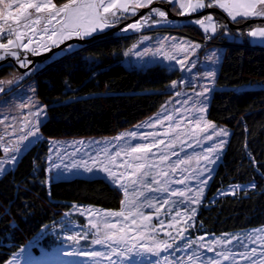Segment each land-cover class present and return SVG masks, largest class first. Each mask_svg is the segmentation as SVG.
<instances>
[{"label": "snow or ice", "instance_id": "1", "mask_svg": "<svg viewBox=\"0 0 264 264\" xmlns=\"http://www.w3.org/2000/svg\"><path fill=\"white\" fill-rule=\"evenodd\" d=\"M154 2L157 0H60L59 3L57 0H0V61L5 60L6 57H12L20 67H27L31 62L27 59V55L22 56L21 52L38 55L42 50L50 51L51 47H59L60 44L74 37L85 40L118 25L122 20L136 15V9L150 7ZM159 2L169 3L173 9H176L178 2L179 8L184 10L181 12L182 15L201 11L205 7H216L222 9L234 23H241L252 18H264V0H159ZM153 16L161 19L153 20ZM237 17L242 19L238 20ZM176 23L167 19L166 11L152 8L138 22L121 29V33H127L129 29L138 32L142 26ZM187 23L199 25L205 33V39H211L218 28L224 29L223 35L227 36L228 33L227 25L214 22L212 15L189 20ZM246 35L256 38L260 44L264 45V25L247 31ZM228 38L238 41L240 35L234 34ZM33 44L36 46L33 47ZM181 44L184 46L180 47ZM199 47V44L177 41L170 46L169 51H165L161 46L155 51L148 48L138 54L140 58L145 55L152 56L154 59L149 63L158 64L167 71H180L186 74L179 82L173 81L169 86L170 89L176 90L172 95L182 98L177 101L180 107L174 112H168L165 105L160 115L146 125L150 128L159 126L163 130L140 136L141 140L145 136L153 139L137 144L125 143L115 151L113 148L116 145L109 141H77L67 147L55 142L50 144V147L56 151L48 157L49 171L56 169L59 176L66 178L88 176L90 179H103L122 195L119 211L105 212L73 206L74 210L79 211L81 215L90 214L88 225L85 227H89V231L95 230L92 234L96 238L91 243L100 245L101 249L86 250L83 247H77L80 239H88L89 232L69 224L67 234L57 237L60 240L61 255L69 258L90 257L91 264H105V262L106 264H161V261L165 264H226V262L227 264H264V228L253 229L250 232L224 234L210 243H202L201 241L206 240L203 236L199 240H193L181 235L180 239L184 243L176 244L175 247L168 240L157 238L160 228L164 225V220L160 219L164 206H169L166 215L171 213L173 207L180 205L185 207L188 214L184 218V227L179 229V233L195 225L194 217L197 209L191 205L200 203L203 190L212 178L213 166L221 160L223 148L230 135L227 129L216 128L214 124L208 122L204 115L207 111L208 93L214 91V78L217 71L215 67L203 69L202 78L199 73L195 74L201 80L195 95H189L180 90L186 81L189 87H193L192 76L188 74L192 73L196 63L186 61ZM171 49L188 54L177 57L171 54ZM188 49H191V52H188ZM73 51L74 46L69 44L55 55L71 54ZM157 57L159 59H155ZM219 61L220 57L213 52L209 63L215 65ZM34 70L38 68L30 69V71ZM22 78L23 76L19 79ZM19 79L0 80V93L5 91L6 85L18 83ZM205 80L207 83L204 82ZM256 87L264 90V85ZM8 103L10 102L5 101L0 108L7 106ZM29 103L32 110L24 117V126L20 129V135L16 134L17 118L13 117L9 120L6 116L0 117V126H3L0 127L2 132L0 143H3L5 136L10 137L7 141L8 146L3 147L4 159H0V176L13 170L23 155L42 138L39 134V125L46 118V106L38 105L34 100ZM20 107L24 105L21 104ZM29 116L31 119H28ZM6 121H8L7 124ZM165 121L168 122L167 127H165ZM185 122L189 126L194 125L187 132L182 127ZM201 124L204 125L203 128ZM209 128L212 129V133L205 135L203 141H212L214 137L219 138L214 143L209 144L207 148L203 147V142L199 138L189 143L196 129L206 132ZM129 136L135 138L137 133H127L116 137L115 140H126ZM157 137L160 138L156 139ZM178 144L179 150H176ZM196 144L200 145L199 151H195L194 154L186 151L187 148H195ZM162 145L163 148H161ZM68 148H71L70 152ZM154 149L156 151H153ZM182 152L184 155H181ZM193 159L197 160L195 166H191ZM200 159L204 161L203 164L199 162ZM193 181L195 188L192 187ZM173 184L185 187L174 188ZM254 187V184H249L241 189L237 185L229 191L234 194L237 190L247 191ZM189 191L193 192L192 196L186 195ZM226 194L229 193H220V195ZM176 196L184 197V199L170 202L169 198ZM145 209L155 210L157 224L152 223L153 215L145 214ZM68 215L65 213V216ZM176 215L180 216L182 213L177 211ZM92 217L96 219L93 220ZM172 219L175 221V217ZM166 235L172 241L176 240L171 233ZM22 252L24 249H21ZM178 252L184 255H176ZM161 253L164 255L162 256ZM208 253L213 255L209 256ZM42 255L47 253L43 252ZM19 256L20 253H17L9 264L14 262L19 264Z\"/></svg>", "mask_w": 264, "mask_h": 264}, {"label": "trees", "instance_id": "2", "mask_svg": "<svg viewBox=\"0 0 264 264\" xmlns=\"http://www.w3.org/2000/svg\"><path fill=\"white\" fill-rule=\"evenodd\" d=\"M146 10L149 13L151 8ZM217 11L223 16L224 12ZM172 17L174 21L175 16ZM127 20H122V25H127L123 23ZM247 23L243 22L242 33L227 26V36L222 34L223 28H218L210 40L200 41L220 45L225 51L207 113L212 124L227 129L230 135L200 203L193 207L197 209L195 225L184 232L193 240L264 227V90L256 87L264 85V45L248 40L246 32L258 25ZM114 27L95 34L92 42L72 44L71 54L57 56L61 51L55 52L50 58L55 57L54 61L47 59L36 64L38 70L32 74V80L37 95L48 107V117L40 125V142L23 155L13 170L0 176V264H9L21 249L25 250L42 235L29 250L41 256V247L49 248L52 244V235L48 233L62 225L68 216L74 217L73 223L76 221L80 229L89 230L85 225L90 214L81 215L73 206L105 212L121 209V193L103 179L57 178L49 171L50 144L60 140L112 138L153 117L168 100L172 92L169 86L180 78V72H170L155 64H128L132 47L141 45L142 36L155 40L159 35H182L196 42L198 35H205L199 26L187 21L147 26L128 35L121 33L125 26L119 30ZM234 34H239L240 40L228 38ZM53 49L57 47L40 54H49ZM17 66L12 58L4 62L0 80ZM2 154L0 146V157ZM249 184L255 187L234 194L229 191L234 186L243 189ZM222 192L229 194L220 195ZM169 199L171 202L184 197ZM168 207L164 206L163 211H168ZM177 208L186 211L183 205L171 210ZM146 211L157 219L155 210ZM84 242L79 241L77 247ZM170 242L173 247L184 243L180 238ZM78 258L81 259L74 258L75 263L91 261L86 256Z\"/></svg>", "mask_w": 264, "mask_h": 264}, {"label": "rangeland", "instance_id": "3", "mask_svg": "<svg viewBox=\"0 0 264 264\" xmlns=\"http://www.w3.org/2000/svg\"><path fill=\"white\" fill-rule=\"evenodd\" d=\"M165 4V5H164ZM146 8H160L161 10H164L167 12V19L169 21H173V17L172 16H175V20L174 21H189V20H194V19H197V18H200L202 19L201 17L207 15V14H212V17H213V21L215 22L214 20V16L213 15H216V20L218 21V23L220 24H223V25H227L229 27H234V31L236 32H241L243 30V22L241 23H234L232 22L231 18L227 16V18L225 17L227 14L222 10V9H219V8H216V7H211L208 9V7H205L203 10L201 11H197V12H190L188 14H181V12H183L184 10L183 9H180L179 8V3L177 2V7L176 9H173L172 8V5L169 4V3H164V2H159V0H157V2H154L150 7H143V8H138L136 9V13L137 15H133V16H130V18H128L129 20L123 22V23H128L127 25H130L134 22H138L146 13H147V10ZM217 9L221 10L223 14V16H221V14L217 11ZM143 10V11H141ZM210 10V12H209ZM211 10L213 12H211ZM215 11V12H214ZM129 12H131V8H129ZM144 12V13H143ZM206 13V14H204ZM200 15V16H199ZM199 16V17H198ZM204 18V17H203ZM153 20H159L161 18L159 17H156V19H154L152 17ZM238 20H241L242 18L240 17H237ZM247 22H251L253 23L254 25H264V18H252V19H248L246 20ZM244 21V22H246ZM188 24V23H187ZM233 26H230L232 25ZM236 27H235V25ZM173 25V24H172ZM191 25H194V24H191ZM196 25V24H195ZM121 26H126V25H122V21L121 23H119L118 26L114 27V30L115 29H120ZM156 26H168V25H164V24H160V25H156ZM199 26V25H197ZM122 27V28H123ZM147 26H142L141 27V30L138 31V32H141L144 28H146ZM200 27V26H199ZM257 27V26H256ZM255 28V27H254ZM254 28L250 29V30H253ZM111 29H113L112 27L111 28H107L105 29V31L103 32H108L110 31ZM182 29H185V28H182ZM200 29L203 31V29L200 27ZM231 29V28H230ZM177 31V30H175ZM249 31V30H248ZM137 31H133L132 29H129V31L125 34H129V33H136ZM242 33V32H241ZM98 34H101V33H98ZM96 36H99V35H96ZM95 37V34L89 38H86L85 40L83 41H88L90 40V38H93ZM199 41H193L191 39H188V38H185L184 36H178V35H172V36H169V35H159L155 40H151V38L149 37H145V36H142L141 39H140V43L141 45H139L138 47L137 46H133L132 47V52H130V58H131V62H127L128 64H133V65H142V64H149V65H153V63H149L150 61H152L154 58L150 55H145L143 58H140L138 56V54L140 52H143L145 51L146 49L148 48H151L153 49L154 51L158 48V47H161L163 46L164 50L165 51H169L170 50V46L172 44H175L177 41H187V42H191L193 44H199L200 47L198 49L195 50V53L193 55L190 56V58L186 61L187 63H191L193 61H195L196 63V66L192 69V73L191 74H188V75H191L192 76V81H193V87H189L188 86V83L187 81L181 86L180 90L183 91V92H186L188 93L189 95H195V91L198 89V86L199 84L201 83V80L197 78V76L195 75L196 73H199L200 74V77L202 78L204 76V71L203 69L205 68H212V67H215L217 69L216 71V75H215V78H214V84L216 83V76L219 75V67L220 65H222L223 63V55L225 54V51H223L221 49V46L220 45H215V46H210L209 43H207V45H205V43H202L200 41L202 40H206L208 41V39H205V35L203 36H197ZM248 37V36H247ZM73 39H77V38H73ZM71 39V40H73ZM71 40H67L65 41L64 43L60 44L58 48H60L61 46L65 45L68 41H71ZM79 40V39H77ZM210 40V39H209ZM248 40L253 43V44H260V42L256 39V38H250L248 37ZM25 42H27L25 40ZM262 45V44H260ZM36 45L33 44V47H35ZM184 45L181 44L180 47H183ZM55 46L51 47L54 48ZM212 47V48H210ZM65 48V47H64ZM56 50V49H53V51ZM19 51V50H18ZM41 52H44V51H41ZM48 52V51H47ZM188 52H191V49H188ZM215 53L217 56L220 57V61L218 64H211L209 63V58L211 57V54L212 53ZM171 54L173 55H176L177 57H180V56H185L187 55L188 53L186 52H178L176 49H171ZM21 55H27V59L31 62L27 67H20L19 64L18 66L16 67L15 71L12 72L8 77L4 78L3 80L4 81H9V80H14V79H19L21 76H23L22 79H19V82L18 83H13L12 85L8 86L6 85L5 86V91L3 93H0V105H4V102L5 101H9L10 103L7 104V106H4L3 108H0V117L2 116H6L8 117L9 120H11L13 117L17 118L16 119V128H17V135H20L21 132H20V129L23 128L24 126V117L28 115V113L32 110V106L31 104L29 103V101H35L38 103V105H43V106H46L45 103H43L41 101V99L39 98V96L37 95V89H36V84L35 82L32 80V74H34V71H30V69H34V68H38L37 67V63H41L45 60H49L51 58V55L53 54H49L47 55V57H44L46 56L45 54H38V55H32L31 53H23L21 52ZM9 58H12V57H6L5 60L3 61H0V67L4 64V62L6 61H9ZM13 59V58H12ZM55 57L53 59H50V61H54ZM155 59H159L158 57L155 58ZM165 63H168L167 61H165ZM37 64V65H36ZM36 67H35V66ZM155 65H158V64H155ZM180 72V71H179ZM186 74L184 72H180V78L178 80H176L177 82H179L181 80L182 77H184ZM205 83H207V81L205 80L204 81ZM171 93L169 94V97H168V100L166 101V103L162 106V108L167 105V111L168 112H174L176 108H179L180 107V104L177 103V101H180L182 98L181 97H176L174 95H172V93L174 91H176L175 89H171ZM211 94H213V91L209 92L208 93V96H209V100L207 102V106L210 105V100H211ZM171 102V103H169ZM23 104L24 107H20V105ZM47 109L48 107L45 108L46 110V118L48 117L47 116ZM162 109H160L158 111V113H156L153 117H150L146 120H144L143 122H141L139 125L137 126H141V127H135V128H132L128 131L125 132H122V133H119V135H116L112 138H103V139H76V140H60V141H52V142H55L56 144L58 145H65V147H67V145L69 144H72L73 142H77V141H85V142H90V141H109V142H112L114 145H116L115 148H113V151L117 150L118 147L120 145H123L125 143H130V144H137V143H143V142H146L148 140H151L153 138L151 137H147L145 136L143 140L140 139V136L142 134H145V133H148V132H153V131H161L163 129H161L159 126L157 128H150V127H147L146 125L155 117H157L158 115H160ZM208 107H207V111L206 113L204 114L205 117H206V120L208 122H210L209 120V117H208ZM46 118H44V120H46ZM28 119H31V117L29 116ZM43 120V121H44ZM6 124L8 123V121L5 122ZM41 125V124H40ZM40 125H39V134L41 136V132H40ZM168 125V122L165 121V127H167ZM194 126V125H193ZM193 126H189L187 125V122H185V125H183L182 127L184 128V130L187 132L188 129L190 127H193ZM203 124H201V127L203 128ZM0 127H3V126H0ZM217 128V127H216ZM9 131H11V129H9ZM26 131V129H25ZM132 132H136L137 133V137L133 138V137H127L126 140H115L116 137H120L124 134H127V133H132ZM212 133V129H207L206 132H201L199 129H196L195 133L192 134V138L189 139V143H193V141L196 139V138H199L202 142H203V147L204 148H207L209 146V144H212L214 143V141L216 139H219L217 137H214L212 141H203V137L205 135H209ZM0 135H2V132H0ZM160 137H157L156 139H159ZM10 139V137H7L5 136L3 138V143H0V146L3 150V147L4 146H8L7 145V141ZM51 142V143H52ZM164 146L162 145L161 148H163ZM69 152L71 151V148H68L67 149ZM176 150H179V144H178V147ZM200 150V145L199 144H196L195 145V148H187L186 151L190 154H194L195 151H199ZM56 151V149L52 148L51 147V154H53L54 152ZM153 151H156L155 149ZM11 154V152L9 153ZM181 155H184V153L182 152ZM0 159H4V153L1 155ZM119 162V160H118ZM199 162L201 164L204 163V161L202 159L199 160ZM197 163V160L196 159H193L191 161V166H195V164ZM215 166V165H214ZM213 166V167H214ZM181 167H184V166H181ZM52 173H54V175L58 178H62L64 176H59L57 174V171L56 169H52L51 170ZM122 171V170H120ZM72 177H76V176H72ZM83 177H88V176H83ZM71 178V177H70ZM210 181V180H209ZM209 181L207 182V186H208V183ZM192 183V187L195 188L196 185H195V182H191ZM174 186H178L179 188L183 189L185 186L184 185H176V184H173L172 187ZM207 188V187H205ZM203 190V194L205 192V189ZM155 195V194H153ZM187 196H192L193 195V192L189 191L186 193ZM194 205H197L196 203H192L191 207H194ZM159 206V205H158ZM148 210V209H147ZM145 211V210H144ZM179 211L181 212V208H177L175 209L174 211L171 210V213L166 215V213L168 212L167 210L163 211L162 214L165 215L163 216L162 214H160V219L164 220V225L160 228L159 230V235H158V239L160 240H168L169 242L172 241L170 239V237L168 235H166V233H171L173 237H176V239H179V229L183 228L184 227V218L185 216L188 214L186 211H183L181 212L182 215L180 216H177L176 215V212ZM148 211L145 212V214H147ZM148 214H151V212H149ZM88 215V214H87ZM97 215H99V213H97ZM90 216V215H88ZM172 217H175V221H173ZM89 218V217H88ZM93 220L96 219V217H92ZM115 219H119V218H115ZM73 220H74V217L72 216H68L66 217L64 220H63V224L60 225L59 227L55 228L54 230L50 231L48 234L49 235H52V238H51V246L49 248H42L41 247V252H46L47 255H42L41 256H36L34 255L33 251H29L31 248H34L36 246V242L40 239H42L43 237L41 236H38V238L32 242L29 247H27L24 252L20 253V256H19V264H70L69 262H71V264H88L87 262H80V263H75V259L76 258L77 260L81 259V258H78L76 256L71 257H65L63 255L60 254V251H59V248H60V240L57 239L58 236L60 235H64V234H67V226L69 224L71 225H75L78 227V225H76V221L73 223ZM68 223V224H66ZM152 223L155 225L157 224V219H153L152 220ZM78 224V223H77ZM172 225V226H170ZM264 228V227H263ZM82 231H86V232H89V235H88V239H80L79 241H82L84 242V244L82 245V247L86 250H91V249H96V250H100L101 249V246L98 245H93L91 243V241H89L90 239H95L96 237L91 234L93 231H89V230H83L81 229ZM245 232H248V231H245ZM103 233L101 232V235ZM180 234V233H179ZM184 236H186V234L183 232L182 233ZM93 237V238H92ZM221 237V236H220ZM215 238H218V237H212V238H207L205 241H201L202 243H210L212 242ZM88 241V242H86ZM69 243H72V242H69ZM143 243V242H142ZM171 243V242H170ZM173 243V242H172ZM91 244L93 245L91 247ZM77 246V245H76ZM78 246H80L78 244ZM196 247V246H195ZM58 251V252H57ZM183 253H176V255H181ZM56 255V256H55ZM161 255L163 256L164 253H161ZM209 256L213 255L212 253H208ZM14 258V257H13ZM13 258L11 261H13ZM83 259V258H82ZM89 258L85 259V260H88ZM91 262V261H90ZM89 262V264H91ZM15 264V262H14ZM106 264V262H105ZM161 264H165L164 261H161ZM227 264V262H226Z\"/></svg>", "mask_w": 264, "mask_h": 264}, {"label": "water", "instance_id": "4", "mask_svg": "<svg viewBox=\"0 0 264 264\" xmlns=\"http://www.w3.org/2000/svg\"><path fill=\"white\" fill-rule=\"evenodd\" d=\"M209 12H210V10H209ZM211 12H213L212 10H211ZM144 13V12H143ZM204 14H206V13H204ZM200 16V15H199ZM198 16V17H199ZM247 24H251V22H249V23H247ZM123 26H121L120 27V29L122 28ZM116 30H119V29H116ZM112 32H114V31H112ZM108 34V33H107ZM96 38H92V39H90V40H88V41H83V40H77V39H73V40H71V41H68L65 45H63V46H61L60 48H58V49H56V50H54V51H51L49 54H53V53H55V52H59V51H61L62 49H64V47H67L69 44H86V43H89V42H92L93 40H95ZM49 54H47V55H49ZM47 55L46 56H44V57H47Z\"/></svg>", "mask_w": 264, "mask_h": 264}]
</instances>
